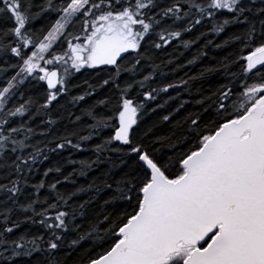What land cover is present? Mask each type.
<instances>
[{
	"label": "snow or ice",
	"instance_id": "6c2138e0",
	"mask_svg": "<svg viewBox=\"0 0 264 264\" xmlns=\"http://www.w3.org/2000/svg\"><path fill=\"white\" fill-rule=\"evenodd\" d=\"M0 264H264V0H0Z\"/></svg>",
	"mask_w": 264,
	"mask_h": 264
},
{
	"label": "trees",
	"instance_id": "16d2710c",
	"mask_svg": "<svg viewBox=\"0 0 264 264\" xmlns=\"http://www.w3.org/2000/svg\"><path fill=\"white\" fill-rule=\"evenodd\" d=\"M212 82H213V83L215 82V78H213Z\"/></svg>",
	"mask_w": 264,
	"mask_h": 264
}]
</instances>
